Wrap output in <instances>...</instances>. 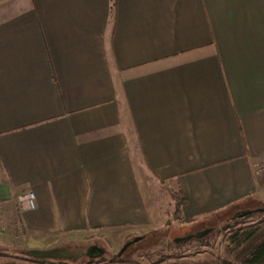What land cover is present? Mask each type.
<instances>
[{
  "label": "crops",
  "instance_id": "crops-1",
  "mask_svg": "<svg viewBox=\"0 0 264 264\" xmlns=\"http://www.w3.org/2000/svg\"><path fill=\"white\" fill-rule=\"evenodd\" d=\"M135 156L189 230L264 204V0H0V217L41 252L160 224Z\"/></svg>",
  "mask_w": 264,
  "mask_h": 264
},
{
  "label": "rangeland",
  "instance_id": "rangeland-1",
  "mask_svg": "<svg viewBox=\"0 0 264 264\" xmlns=\"http://www.w3.org/2000/svg\"><path fill=\"white\" fill-rule=\"evenodd\" d=\"M135 158L144 170V182H147L149 189L148 199L154 206H159L158 213L162 217L160 224L146 229L121 227L91 230L70 237L65 235L63 239L53 246H48L47 250L41 253L25 245L22 241L23 233L8 215L5 220L0 217V228L8 235L2 236L3 239L8 240L7 243L0 242V264H192L203 260L227 264L224 259L229 255L225 249L230 236L238 229L264 221V211L260 209L250 216L240 217L232 213L212 218L211 223L203 227L190 226L192 227L190 230L184 228L185 224L174 219L176 203L174 210L172 194L178 191L158 184L146 171L141 156ZM260 207H264V204ZM6 212H8L7 208L0 207V216L2 213L5 215ZM206 229H210L207 234L196 237L199 232ZM189 235L192 237L186 238ZM12 240L18 245L10 246L13 244ZM128 243L130 245L123 250ZM229 258L236 262L235 264L238 263L232 257Z\"/></svg>",
  "mask_w": 264,
  "mask_h": 264
},
{
  "label": "trees",
  "instance_id": "trees-1",
  "mask_svg": "<svg viewBox=\"0 0 264 264\" xmlns=\"http://www.w3.org/2000/svg\"><path fill=\"white\" fill-rule=\"evenodd\" d=\"M172 198L176 203L175 218L182 220L181 207L186 202L181 194L173 192ZM264 207L252 208V213ZM243 211V210H242ZM241 211H239L240 213ZM251 213V214H252ZM251 214L247 215L250 216ZM244 217V216H243ZM187 240V239H186ZM185 241V240H184ZM226 253L240 264H264V221L244 229L236 230L229 238ZM224 259L227 264H235L231 258ZM217 261L203 260L192 264H217ZM237 263V264H238Z\"/></svg>",
  "mask_w": 264,
  "mask_h": 264
},
{
  "label": "built area",
  "instance_id": "built-area-1",
  "mask_svg": "<svg viewBox=\"0 0 264 264\" xmlns=\"http://www.w3.org/2000/svg\"><path fill=\"white\" fill-rule=\"evenodd\" d=\"M264 170L263 166H259L257 168V172H262ZM19 203L21 204L23 209L31 210L36 207V196L32 191H28L19 196Z\"/></svg>",
  "mask_w": 264,
  "mask_h": 264
},
{
  "label": "water",
  "instance_id": "water-1",
  "mask_svg": "<svg viewBox=\"0 0 264 264\" xmlns=\"http://www.w3.org/2000/svg\"><path fill=\"white\" fill-rule=\"evenodd\" d=\"M261 210L264 211V208L261 209ZM251 213H252V210H246V211L241 212L238 216L243 217V216H247V215H249V214H251ZM209 231H210V229H206V230H204V231H202V232H199V234L196 235V237H201V236L207 234ZM189 237H192V235H189V236H187L186 238H189ZM138 238H140V237H138ZM138 238H136V240H137ZM186 238H181V240H184V239H186ZM129 245H130V243L126 244V245L124 246L123 250L126 249ZM95 248H96L97 250H99V251H103V249H101V248H98V247H95ZM123 250H122V251H123ZM41 253H43V252H41ZM41 253H40V254H41Z\"/></svg>",
  "mask_w": 264,
  "mask_h": 264
}]
</instances>
